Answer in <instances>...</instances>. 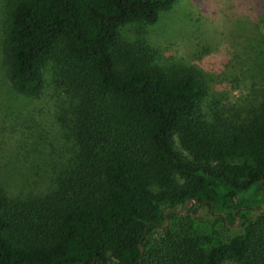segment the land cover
<instances>
[{
	"label": "trees",
	"instance_id": "obj_1",
	"mask_svg": "<svg viewBox=\"0 0 264 264\" xmlns=\"http://www.w3.org/2000/svg\"><path fill=\"white\" fill-rule=\"evenodd\" d=\"M174 1L4 0L5 76L36 95L49 65L72 153L42 192L0 185V264H264V197L246 196H264V97L244 118L205 111L199 71L121 34ZM240 217L239 234L215 232Z\"/></svg>",
	"mask_w": 264,
	"mask_h": 264
},
{
	"label": "rangeland",
	"instance_id": "obj_2",
	"mask_svg": "<svg viewBox=\"0 0 264 264\" xmlns=\"http://www.w3.org/2000/svg\"><path fill=\"white\" fill-rule=\"evenodd\" d=\"M3 3L0 0V185L20 197L42 192L70 157L72 141L66 135V121L71 114L49 65L38 94L12 89L1 51ZM263 22L264 0H175L158 12L153 23H128L121 34L143 47L158 64L199 71L206 83L205 111L244 118L264 97ZM248 195L249 200L264 197L262 192ZM189 204L178 206V214ZM259 211L246 210L244 219L254 218ZM193 218L211 221L216 217L201 207ZM242 221L240 217L228 226L218 221L213 227L227 239L242 231Z\"/></svg>",
	"mask_w": 264,
	"mask_h": 264
}]
</instances>
